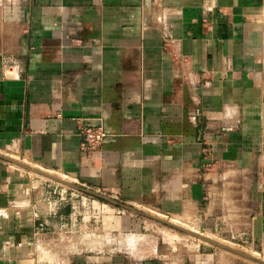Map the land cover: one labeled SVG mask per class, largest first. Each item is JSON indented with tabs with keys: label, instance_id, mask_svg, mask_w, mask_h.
<instances>
[{
	"label": "crops",
	"instance_id": "obj_1",
	"mask_svg": "<svg viewBox=\"0 0 264 264\" xmlns=\"http://www.w3.org/2000/svg\"><path fill=\"white\" fill-rule=\"evenodd\" d=\"M21 165L264 253V0H0V264H222L64 251L68 191Z\"/></svg>",
	"mask_w": 264,
	"mask_h": 264
},
{
	"label": "rangeland",
	"instance_id": "obj_2",
	"mask_svg": "<svg viewBox=\"0 0 264 264\" xmlns=\"http://www.w3.org/2000/svg\"><path fill=\"white\" fill-rule=\"evenodd\" d=\"M66 180L70 181L69 179ZM60 187L68 191L67 199L68 202L73 204L74 209L73 227L71 226L66 235L58 239L70 241V248L64 249V251L89 252L93 250L95 252H120L139 257H162L170 256V254L176 252L187 255L197 249L206 248L215 251L222 264H263L217 245L201 241L175 227L138 215L90 193L72 190L63 185H60ZM134 207L152 214L151 210ZM153 215L159 216L157 214ZM161 218L189 230L193 229L204 236L215 237L214 240L224 243L239 252L254 255L264 260V253L258 249L239 245L225 234L204 231L196 222L181 219L182 223H185V225H181L174 222L170 216ZM86 247L89 249L87 250ZM41 252L44 258H52L56 255L54 250L49 251V253L48 250ZM254 253L258 254L255 255Z\"/></svg>",
	"mask_w": 264,
	"mask_h": 264
},
{
	"label": "water",
	"instance_id": "obj_3",
	"mask_svg": "<svg viewBox=\"0 0 264 264\" xmlns=\"http://www.w3.org/2000/svg\"><path fill=\"white\" fill-rule=\"evenodd\" d=\"M21 167L24 168V169L30 170V171H32V172H34L36 174H39L42 177L47 178V179H49V180H51V181H53L55 183H58L60 185H63L65 187H67V188H70V189H73V190H76V191H82V192L90 193L92 195L97 196L98 198H103L106 201H108V202H110V203H112L114 205L126 208V209H128V210H130V211H132V212H134V213H136L138 215H142V216H145L147 218L153 219L155 221H158V222L170 225L172 227H175L176 229H179V230H181V231H183L185 233L193 235L194 237L200 239L201 241L217 245V246H219L221 248H224V249H227V250H229V251H231V252H233V253H235L237 255H240V256L245 257V258L257 260V261H259V262L264 264V260L254 256V255H250V254H245V253L239 252V251L235 250L234 248H232V247H230L228 245H225L224 243L218 242V241H216V240H214V239H212V238H210L208 236H204V235H202V234H200L198 232H195V231L189 230L187 228H184L182 226L176 225V224H174L172 222H169V221H167V220H165V219H163V218H161L159 216L153 215V214L145 212V211H141V210H139V209H137L135 207H132L130 205H122V204L117 203L115 201H112L110 199L104 198V197H102L100 195L93 194V193H91V192H89L87 190H84L81 187H79V186H77V185H75V184H73V183H71V182H69V181H67L65 179H62V178H60L58 176H55V175H52L50 173H46V172L40 171V170L30 169V168H28L26 166H23V165H21Z\"/></svg>",
	"mask_w": 264,
	"mask_h": 264
},
{
	"label": "built area",
	"instance_id": "obj_4",
	"mask_svg": "<svg viewBox=\"0 0 264 264\" xmlns=\"http://www.w3.org/2000/svg\"><path fill=\"white\" fill-rule=\"evenodd\" d=\"M107 134L102 128L96 129H87L85 133L86 144L84 149H93L96 146L100 145L102 141L106 138ZM39 232L44 231V225L38 227ZM48 253L51 251V247H47Z\"/></svg>",
	"mask_w": 264,
	"mask_h": 264
},
{
	"label": "bare ground",
	"instance_id": "obj_5",
	"mask_svg": "<svg viewBox=\"0 0 264 264\" xmlns=\"http://www.w3.org/2000/svg\"><path fill=\"white\" fill-rule=\"evenodd\" d=\"M176 219H177V218H176ZM173 221H174V220H173ZM175 221H177V220H175ZM175 221H174V222H175ZM179 221H180V220H179ZM181 222H182V221H181ZM177 225H178V224H177ZM186 226H187V225H186ZM134 237H135V236H134ZM209 237H210V236H209ZM213 238H215V237H212V239H213ZM102 239H103V238H102ZM101 241H102V240H101ZM41 255H42V254H41Z\"/></svg>",
	"mask_w": 264,
	"mask_h": 264
}]
</instances>
